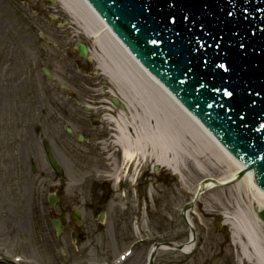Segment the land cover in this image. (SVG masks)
<instances>
[{
	"label": "rangeland",
	"instance_id": "rangeland-1",
	"mask_svg": "<svg viewBox=\"0 0 264 264\" xmlns=\"http://www.w3.org/2000/svg\"><path fill=\"white\" fill-rule=\"evenodd\" d=\"M29 1L30 9L22 7V4H14L13 0H0V247H2L0 255L6 257L19 255L29 259L30 264H74L84 259H74V256L67 255L70 250H61L55 245L49 226L44 223L43 229L44 226L38 223L36 204L40 205L41 201L34 200V204L31 200V189L33 192L38 189L42 191L44 205L41 206L40 217H46V194L54 191V176L41 154L39 138L43 137L49 142L58 161L65 167L66 192L70 196L74 189L73 184L95 171L96 167L93 165L99 160L95 157V151L91 152L81 145H73L75 143L65 133L64 125H70L76 130L80 128L64 114H67L69 109L74 116L79 115L88 119L89 114L95 121L99 118L98 130L100 127L104 129L102 137L104 141L108 135L106 128L108 126L101 119L103 115L101 107H104L105 103L98 102L92 105L87 94L90 92L89 98H98L97 101H100L106 98V94L93 93L104 92L110 88V84L94 66V62L86 68L73 65L72 59H76L74 44L80 41V35L84 31L61 4L58 1L55 4H49L48 1L44 4L42 0ZM68 1L79 8L87 22L95 26V19L85 11V8L80 9L81 4L77 0ZM40 32L44 35V41L38 37ZM86 42L92 53L97 56L99 51L93 40L87 36ZM106 44L110 47L108 43ZM121 60L130 74H135L141 83L148 84V80L137 67L123 57ZM42 67H47L51 71L55 84L42 73ZM71 81L96 82L97 88L91 90L86 88L88 90L84 92L70 86L68 83ZM56 84L70 87V90L65 93ZM102 84L104 86H101ZM151 92L154 93V98H160L158 90L154 87ZM74 98L80 100L81 104H75ZM36 100H39L43 107V115L38 121H35ZM83 105L91 106L92 110L85 111ZM166 122L169 129L178 137L180 134L182 138V154L177 153L176 157L177 164L181 165L183 180L179 174L174 176L171 170L162 165L153 173L152 164L155 162L153 149L144 141L145 152L139 155L138 164L136 160L134 161L132 172L123 190L117 193V198L123 200L121 207L123 217L126 219L127 216L129 220L127 223L123 222L124 228H121L119 233H114L115 231L108 233L104 241L98 239L99 242L91 251H86L87 264H98L105 259L113 263V258L132 240L125 242L132 235L131 231H125L129 230L130 226L133 228V239L139 236H158L161 231L178 228L182 233L180 236L174 235L173 232L166 234L167 237L171 241L187 242L189 228L181 219L179 213L181 205L189 202L203 178H219L234 172V168L227 164L223 154L208 142L184 114L183 120H180L178 114L171 112ZM36 126L40 133L36 132ZM5 135L10 136L12 140L8 151L5 150ZM113 145L99 147L102 151L100 154L115 152L117 147ZM78 149H84L85 154ZM30 154L35 158L37 173L39 171L44 173L41 189V184L36 183L38 174L30 176L27 173L26 181L21 182V178L19 176L16 178L14 174V167L12 175L15 178L11 189L9 177L6 175V162L15 158L14 163L22 165V161L27 163L25 157ZM117 162L118 160L115 165ZM143 170L145 178L140 177L137 189L136 181L131 177ZM19 173L22 176L21 170ZM113 174L114 171L112 176ZM19 185L25 186V191L30 187L27 190L26 202L22 205L16 200L21 191L17 188ZM128 190H138L139 199H136L134 192V196H128ZM242 195L243 198L234 185L216 187L203 192L189 211L196 232L191 252L182 254L175 250H161L158 251L154 264H254L252 252L247 251L253 259L246 261L241 254L240 244L233 241L230 229L225 233L221 227L223 214L233 217L237 226L245 225L252 217L247 196L244 192ZM7 223H10L11 231L6 228ZM151 244V241H148L127 264H146ZM261 253L262 262L258 264H264V248Z\"/></svg>",
	"mask_w": 264,
	"mask_h": 264
},
{
	"label": "water",
	"instance_id": "water-1",
	"mask_svg": "<svg viewBox=\"0 0 264 264\" xmlns=\"http://www.w3.org/2000/svg\"><path fill=\"white\" fill-rule=\"evenodd\" d=\"M87 1L137 60L244 165L236 179L253 173L264 190V0ZM13 2L31 6L29 0ZM78 46L86 55L85 46ZM45 152L59 170L47 145ZM254 205L264 220V208ZM191 206L184 207V219ZM153 257L152 251L148 264Z\"/></svg>",
	"mask_w": 264,
	"mask_h": 264
},
{
	"label": "bare ground",
	"instance_id": "bare-ground-1",
	"mask_svg": "<svg viewBox=\"0 0 264 264\" xmlns=\"http://www.w3.org/2000/svg\"><path fill=\"white\" fill-rule=\"evenodd\" d=\"M62 8L74 18L81 26L84 33L89 36L96 48L99 51L97 56L91 53L98 69L101 71L110 84V92H114L112 96H116L123 102L122 111L116 110L115 115L105 114L103 120L108 124L109 131H112L114 136V145L119 147L123 156L127 159H132L133 156L141 155L145 151L143 142L153 149L154 159L164 168L171 170L172 173L179 174L183 180L181 173V165L177 164L176 154H182V138L175 132H172L167 125L166 118L171 112H175L183 120L184 116L197 127L199 132L213 144L225 157L227 164L234 168V172L228 175H223L219 178H213L214 181H207L201 188V191L211 190L228 179H231L235 171L242 168V165L237 162L234 157L227 152L217 140L202 126V124L191 115L183 106L174 99L169 91L163 87L153 76H151L121 45L119 40L111 33L110 29L103 21L95 14L90 6L84 0H77L81 4V8H85L93 19L95 26L91 25L84 18V15L77 6H73L68 0H57ZM87 44V42L85 41ZM108 43L110 45L107 46ZM127 60L137 70L141 71L148 84H143L138 81L135 74H130L121 60V57ZM158 90L160 98H154V93L151 89ZM109 92V91H108ZM130 112H129V109ZM106 111H108L106 109ZM126 113L127 117L124 115ZM182 127V125H180ZM134 130V132L132 131ZM130 131V132H128ZM132 135V137H130ZM237 188V192L243 198V192L247 196L248 206L251 210L252 217L243 226H237L233 220L226 214H223V223L228 226L232 233L233 241L240 244L241 254L246 261H251L253 257L247 251H251L255 263L262 262V250L264 248V221L258 215L255 207L264 208V192L260 190L254 181L253 173H245L244 176L232 181V184ZM197 187L194 191L196 192ZM254 209V210H253ZM187 220L194 225L189 213ZM242 243V244H241ZM182 244V243H180ZM181 253L187 252L193 248V245L184 242ZM160 249H166L160 247ZM264 262V261H263Z\"/></svg>",
	"mask_w": 264,
	"mask_h": 264
},
{
	"label": "flooded vegetation",
	"instance_id": "flooded-vegetation-1",
	"mask_svg": "<svg viewBox=\"0 0 264 264\" xmlns=\"http://www.w3.org/2000/svg\"><path fill=\"white\" fill-rule=\"evenodd\" d=\"M76 59H72L73 65H79L80 68L84 67L86 68L89 65L88 59H83L78 54V51L76 50ZM55 84V83H54ZM70 86H73L74 89H78L81 91L86 92L88 89H94L97 88L96 82H90V81H71L68 83ZM98 84H100L98 82ZM58 85V84H56ZM59 89H61V86L58 85ZM101 86H104L102 84ZM67 87V86H66ZM70 90V87H67ZM88 88V89H86ZM66 93V92H65ZM93 93V92H92ZM101 93L105 94L106 90L104 92H98L93 93V95H100ZM90 92H88L87 98L88 101L92 103V105L97 104L98 102H104V107H101V110L103 113L101 119L103 120L105 114H109L112 116L113 112H116V110L122 111L120 108L115 107L113 103L109 100V98L101 99L100 101H97L98 98H89ZM72 97V96H71ZM69 97V98H71ZM73 98V97H72ZM65 99V98H63ZM74 103L79 105L81 104L80 100H77V98H74ZM36 111L37 115L35 116V121L40 120V116L43 115V107L41 104H39V100H36ZM94 103V104H93ZM74 108V107H72ZM106 109L108 111H106ZM74 110V109H73ZM89 110L91 111L92 108L89 106ZM89 110L87 112H89ZM68 119L72 120L76 126L80 128V130H76L74 127H72V130L74 132V135H69L71 140L75 143L73 145H81L85 148L89 149L91 152L95 151V157L99 160L97 161V164L93 165L96 167L95 171H92L87 177L79 180L77 183H74V189L72 190V193L70 196L67 195L66 192V175H65V167L63 166V175L64 177L62 179H59L54 175L53 177V184H54V190L55 195L57 197V201L55 203V206L53 209H49L47 207V215L46 217H40L41 213V206H43V193L41 190H37L33 192L31 189V200L32 201H41L40 205L37 206V213L38 216V223L43 225V229H45L46 226H49L51 230V236L54 240L55 245L61 249V250H70L69 255L74 256L75 258H81L84 259L83 261L76 262L75 264H87L88 262L85 259V253L86 251L90 250L91 248L96 245L97 242H99L100 239L103 241L105 240V237L107 234L115 231L114 233H119L120 229L124 228V223H127L129 218L126 219L123 217L122 214V198H117V193L119 191H122L125 183L127 182L132 169H133V163L131 161L126 162L125 158L123 156V153L119 147H117V150L109 151L108 153H102L100 154L99 147L101 146H109L110 144H114V139L112 138L114 136L112 131H109V126L107 128L108 135L102 140V137H104V129L100 127L98 130V122L100 121L99 118H96L97 121L92 120V117L88 114L89 118L83 116H74L69 109H67V114H64ZM105 122V121H104ZM101 125V123H100ZM40 129L38 126H36V132H39ZM130 132V131H129ZM39 135V134H37ZM81 136V141H79ZM43 141L44 138H39V147L41 154L43 156ZM12 140L10 136L5 135V150L8 151L9 148H11ZM33 152L34 149L32 147ZM82 151L85 154L84 149H78ZM11 151V150H10ZM71 152V151H70ZM74 156V153L71 152ZM10 154V152H9ZM8 154V155H9ZM26 161H22V165L14 163L15 158L12 159L10 162H6L5 168H6V175L9 177V182L11 183V189L13 187L12 182H14V176L12 175L13 167H14V174L16 175V178L19 176L21 178V182L26 181L27 179V173H29L30 176H36V174L31 172V164L33 163L36 166L35 158L33 157V154L26 155ZM57 158V157H56ZM44 159V156H43ZM138 159V157H137ZM11 160V159H10ZM24 160V158H23ZM116 160H118L117 164ZM139 162H137L138 164ZM95 169V168H94ZM20 170L22 171V176H20ZM153 170V169H152ZM114 171V174L112 176V173ZM145 171L143 170L141 173L135 174L131 179L136 181V187L138 189L140 177L144 176ZM44 177V174H39L38 178H36V183L41 184L40 189L43 185L42 179ZM28 181L33 185V182L31 179L28 178ZM17 188L21 191H19L18 196L16 200L19 202L20 205L25 204L26 198H27V189L25 191V186L22 187V185L17 186ZM37 189V187H36ZM133 192L136 193V199H139L138 190H128V196L132 197ZM33 193V195H32ZM15 200V201H16ZM34 201V203H35ZM18 204V205H19ZM24 208V206H23ZM56 220L58 222V231L55 230L53 227L52 221ZM123 225V226H122ZM47 229V227H46ZM132 226L129 227V230L125 231H131L132 235L127 240L133 239V231ZM167 231H170V229H166L163 231L165 234ZM162 233V232H159ZM122 234V233H121ZM181 235V232L179 233ZM99 239V240H98ZM149 239L152 241V243H155V241L159 242H170V239L164 238L162 236L157 237L155 235H152L149 237ZM80 255V256H78ZM84 256V257H82Z\"/></svg>",
	"mask_w": 264,
	"mask_h": 264
},
{
	"label": "snow or ice",
	"instance_id": "snow-or-ice-1",
	"mask_svg": "<svg viewBox=\"0 0 264 264\" xmlns=\"http://www.w3.org/2000/svg\"><path fill=\"white\" fill-rule=\"evenodd\" d=\"M223 67V66H222ZM228 95H231V93H228Z\"/></svg>",
	"mask_w": 264,
	"mask_h": 264
}]
</instances>
